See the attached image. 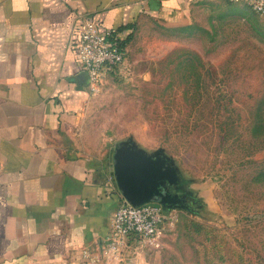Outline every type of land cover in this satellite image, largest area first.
<instances>
[{
  "label": "rangeland",
  "instance_id": "rangeland-1",
  "mask_svg": "<svg viewBox=\"0 0 264 264\" xmlns=\"http://www.w3.org/2000/svg\"><path fill=\"white\" fill-rule=\"evenodd\" d=\"M197 5L190 24L147 19L131 33L90 92L77 142L113 179L119 145L160 150L174 167L169 189L187 206L169 208L139 264H264V16Z\"/></svg>",
  "mask_w": 264,
  "mask_h": 264
},
{
  "label": "crops",
  "instance_id": "crops-1",
  "mask_svg": "<svg viewBox=\"0 0 264 264\" xmlns=\"http://www.w3.org/2000/svg\"><path fill=\"white\" fill-rule=\"evenodd\" d=\"M197 2L0 0V264H101L82 250L99 249L124 199L77 142L90 95L81 16L124 38L147 19L190 24Z\"/></svg>",
  "mask_w": 264,
  "mask_h": 264
},
{
  "label": "built area",
  "instance_id": "built-area-1",
  "mask_svg": "<svg viewBox=\"0 0 264 264\" xmlns=\"http://www.w3.org/2000/svg\"><path fill=\"white\" fill-rule=\"evenodd\" d=\"M244 2L264 16V0H228ZM117 26L100 27L91 17L81 16L75 43L79 68L88 76L90 92L98 91L107 70L121 64L126 45ZM117 185V184H116ZM172 211L156 201L133 205L123 199L116 207L110 230L98 250H82V257L92 263L139 264L138 255L144 247L156 246L161 227L172 217Z\"/></svg>",
  "mask_w": 264,
  "mask_h": 264
},
{
  "label": "water",
  "instance_id": "water-1",
  "mask_svg": "<svg viewBox=\"0 0 264 264\" xmlns=\"http://www.w3.org/2000/svg\"><path fill=\"white\" fill-rule=\"evenodd\" d=\"M113 176L126 201L139 205L156 201L166 208L186 207L183 198L170 191L178 177L160 150L146 153L131 144L116 146L112 153Z\"/></svg>",
  "mask_w": 264,
  "mask_h": 264
},
{
  "label": "trees",
  "instance_id": "trees-1",
  "mask_svg": "<svg viewBox=\"0 0 264 264\" xmlns=\"http://www.w3.org/2000/svg\"><path fill=\"white\" fill-rule=\"evenodd\" d=\"M132 33V32H131ZM131 33H129L126 37H124L123 40V44H126L127 40L131 38Z\"/></svg>",
  "mask_w": 264,
  "mask_h": 264
},
{
  "label": "flooded vegetation",
  "instance_id": "flooded-vegetation-1",
  "mask_svg": "<svg viewBox=\"0 0 264 264\" xmlns=\"http://www.w3.org/2000/svg\"><path fill=\"white\" fill-rule=\"evenodd\" d=\"M171 186V185H170ZM167 188L169 189V185H167ZM170 190V189H169ZM170 191H172V190H170Z\"/></svg>",
  "mask_w": 264,
  "mask_h": 264
}]
</instances>
